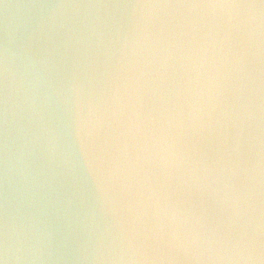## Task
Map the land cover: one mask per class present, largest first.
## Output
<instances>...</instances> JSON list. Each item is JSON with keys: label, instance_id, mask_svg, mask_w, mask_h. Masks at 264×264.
<instances>
[{"label": "clouds", "instance_id": "9594fccd", "mask_svg": "<svg viewBox=\"0 0 264 264\" xmlns=\"http://www.w3.org/2000/svg\"><path fill=\"white\" fill-rule=\"evenodd\" d=\"M0 264H264V0H0Z\"/></svg>", "mask_w": 264, "mask_h": 264}]
</instances>
